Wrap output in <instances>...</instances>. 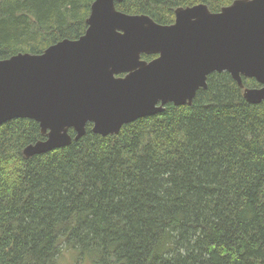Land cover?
<instances>
[{
  "label": "trees",
  "instance_id": "16d2710c",
  "mask_svg": "<svg viewBox=\"0 0 264 264\" xmlns=\"http://www.w3.org/2000/svg\"><path fill=\"white\" fill-rule=\"evenodd\" d=\"M93 1L0 0V60L78 39ZM233 1L114 7L168 26L177 8L218 13ZM206 84L190 106L107 137L87 124L77 142L28 159L25 146L45 139L38 124L1 125L0 264H58L64 253L81 264H264V103H246L226 72Z\"/></svg>",
  "mask_w": 264,
  "mask_h": 264
},
{
  "label": "water",
  "instance_id": "95a60500",
  "mask_svg": "<svg viewBox=\"0 0 264 264\" xmlns=\"http://www.w3.org/2000/svg\"><path fill=\"white\" fill-rule=\"evenodd\" d=\"M123 1L94 0L76 40L0 60V126L32 120L45 137L25 146V159L77 142L87 124L107 137L169 104L190 106L213 73H228L249 105L264 103V0H236L218 13L177 8L168 26L117 11Z\"/></svg>",
  "mask_w": 264,
  "mask_h": 264
},
{
  "label": "rangeland",
  "instance_id": "374dc122",
  "mask_svg": "<svg viewBox=\"0 0 264 264\" xmlns=\"http://www.w3.org/2000/svg\"><path fill=\"white\" fill-rule=\"evenodd\" d=\"M58 264H81L79 261H74L72 256H69V253H64L61 258H59Z\"/></svg>",
  "mask_w": 264,
  "mask_h": 264
}]
</instances>
